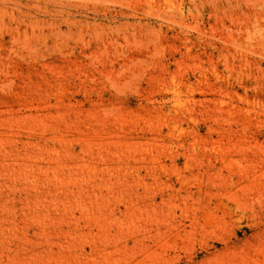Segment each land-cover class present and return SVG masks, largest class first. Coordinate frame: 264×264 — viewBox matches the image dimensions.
<instances>
[{"label": "rangeland", "instance_id": "rangeland-1", "mask_svg": "<svg viewBox=\"0 0 264 264\" xmlns=\"http://www.w3.org/2000/svg\"><path fill=\"white\" fill-rule=\"evenodd\" d=\"M0 264H264V0H0Z\"/></svg>", "mask_w": 264, "mask_h": 264}]
</instances>
